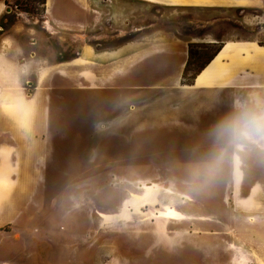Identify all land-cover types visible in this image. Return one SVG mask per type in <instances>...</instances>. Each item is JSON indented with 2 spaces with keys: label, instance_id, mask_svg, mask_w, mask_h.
<instances>
[{
  "label": "rangeland",
  "instance_id": "1",
  "mask_svg": "<svg viewBox=\"0 0 264 264\" xmlns=\"http://www.w3.org/2000/svg\"><path fill=\"white\" fill-rule=\"evenodd\" d=\"M13 1L41 45L52 42L39 0ZM129 21L88 37L57 32V54L71 59L85 42L107 51L164 34L201 40L196 68L224 41L264 45V14L251 11L143 5ZM161 42L139 58L120 48V72L104 86L57 79L45 121L49 155L38 158L46 145L37 140L30 158L25 148L11 185L25 222L4 225L0 244L15 264H264V143L220 135L237 105L251 107L264 89L154 90L148 85L172 73L183 53ZM4 137L0 168H11Z\"/></svg>",
  "mask_w": 264,
  "mask_h": 264
},
{
  "label": "crops",
  "instance_id": "2",
  "mask_svg": "<svg viewBox=\"0 0 264 264\" xmlns=\"http://www.w3.org/2000/svg\"><path fill=\"white\" fill-rule=\"evenodd\" d=\"M62 1L65 2L64 9L61 8L60 0L46 1L44 17L47 19V26L44 29L51 35L52 42L44 43L45 48H43L38 28L27 25L24 14L22 16L19 13L15 14L17 6H13L14 1L0 0V136L4 131L5 137L1 139L9 143V147L12 146V149L6 147L8 154L12 152L9 154L12 157L11 168H0L1 235H6V232L2 230L4 225L25 222L21 206L19 205L18 210L15 209L14 202L18 194L11 190V185L16 184L20 168L23 166L24 156H21V153L25 148L26 155L30 158L34 154L33 143L37 140L41 143L39 145H46L44 151L38 152V158H44L45 155V161L49 155L47 151L51 140L50 129L45 127V121L50 115L51 93L57 90L59 77L68 81L75 80L82 87H85V83L98 87L104 86L114 73L120 72L118 66L121 63L118 60L121 58L120 55L123 52L120 51L123 48H131L133 55L129 58H139L138 56L144 50L148 51L147 49L142 51L143 48H156L163 40L165 42L161 43L166 46L175 49L178 46L183 47V53L179 65L172 73L164 80L148 85V87L157 90L159 87L183 86L182 75L189 56V45L201 41L196 38L173 37L164 34L148 35L107 51H96L92 43L85 42L82 54L71 59H63L57 54V32L64 37L70 32H83L88 37L92 34L93 31L90 33V30L93 28H120L130 22L131 16L136 18V15L140 14L143 5L153 8H190L247 13L251 11L264 14V0ZM75 9L78 10L77 15L73 14ZM107 20L110 23L106 26ZM229 41L248 40L224 41L221 50ZM260 46L264 48V45ZM203 82L201 86H198L195 81V85L189 88L212 90L251 87L252 89H264V53H253L240 59L224 60L215 75L208 76ZM9 185L10 187H7ZM9 247L8 244H0V264H15L12 253L8 256Z\"/></svg>",
  "mask_w": 264,
  "mask_h": 264
},
{
  "label": "clouds",
  "instance_id": "3",
  "mask_svg": "<svg viewBox=\"0 0 264 264\" xmlns=\"http://www.w3.org/2000/svg\"><path fill=\"white\" fill-rule=\"evenodd\" d=\"M237 112L220 130V135L231 133L240 140L250 143H264V99H256L253 105L239 104ZM211 175L208 179H211Z\"/></svg>",
  "mask_w": 264,
  "mask_h": 264
},
{
  "label": "bare ground",
  "instance_id": "4",
  "mask_svg": "<svg viewBox=\"0 0 264 264\" xmlns=\"http://www.w3.org/2000/svg\"><path fill=\"white\" fill-rule=\"evenodd\" d=\"M253 53L263 54L264 48L254 41H229L224 44L222 50L213 60V62L197 78V85L201 86L204 80L220 69L224 60L240 59Z\"/></svg>",
  "mask_w": 264,
  "mask_h": 264
},
{
  "label": "trees",
  "instance_id": "5",
  "mask_svg": "<svg viewBox=\"0 0 264 264\" xmlns=\"http://www.w3.org/2000/svg\"><path fill=\"white\" fill-rule=\"evenodd\" d=\"M46 1L47 0H39L40 4L42 6L43 13L45 12ZM17 7L19 8L18 4H17ZM193 45H195V44L189 45V51H188L189 56H188V60H187V63H186V66H185V69H184L183 75H182V85L183 86H194L197 77L206 68V66L209 65L213 61V59H215V57L218 55V53L221 50V47H219L210 56H207L205 58V61L202 62L201 64H199L198 67L192 68V66L194 65L193 60L195 58L196 59L203 58V56L201 55V53L199 51H196V52L193 51Z\"/></svg>",
  "mask_w": 264,
  "mask_h": 264
}]
</instances>
